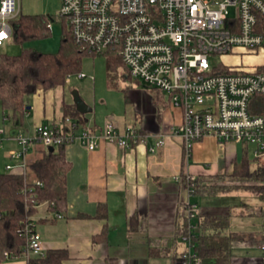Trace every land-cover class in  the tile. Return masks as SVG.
<instances>
[{
    "label": "crops",
    "instance_id": "crops-1",
    "mask_svg": "<svg viewBox=\"0 0 264 264\" xmlns=\"http://www.w3.org/2000/svg\"><path fill=\"white\" fill-rule=\"evenodd\" d=\"M11 38L12 34L7 40ZM71 77L66 86L39 89L27 97L24 122L18 127L4 115L0 103V131L4 136L0 171L22 174L20 159L9 155L10 150L19 149L13 138L16 132L23 130L33 134L40 124L58 126L65 122L62 104L64 101L74 103L73 97L66 96ZM127 92V106L122 112H111L113 107L109 104H88L91 111L86 113L87 122L83 127L102 135L108 121L121 131L133 125L139 142L125 148L100 137L94 150H89L79 141L67 144L66 157L72 164L67 177V212L58 218L47 204H42L33 217L46 252L67 249L69 256L63 264H182V255L188 244L177 237V227L183 219L179 214L185 207L189 213V200L198 209L195 217L189 216L191 224H196L197 217H228L229 226L221 229L220 235L243 234L242 238L231 240L228 257L202 258V264H264V250L260 247L264 240V215L257 211L260 207L246 204L241 207L206 198L228 195L241 189L216 195H189L182 177V174L194 177L230 175L243 154L251 161L253 169L262 165L264 158L250 159L247 144L221 143L211 135L194 142L188 149L181 134L182 108L172 106L164 94L168 104L159 116L156 90L142 86ZM259 104V98L254 97L251 106ZM158 137H164L165 143L156 152H151L150 147L155 145ZM44 150L46 147L41 142L33 143L25 154L27 165L41 156ZM9 163L14 169H6ZM202 200L205 201L203 206ZM100 205L106 207V218L96 217ZM79 214L89 217H78ZM255 215L263 216L262 221L257 219L258 225L253 223L233 228V217ZM133 217L136 222L131 229ZM104 226L108 228L107 237L95 241V236L101 234ZM0 264H27V260L22 257L0 261Z\"/></svg>",
    "mask_w": 264,
    "mask_h": 264
},
{
    "label": "built area",
    "instance_id": "built-area-1",
    "mask_svg": "<svg viewBox=\"0 0 264 264\" xmlns=\"http://www.w3.org/2000/svg\"><path fill=\"white\" fill-rule=\"evenodd\" d=\"M230 8L235 9V16ZM20 14V0H0V45L11 36L12 21ZM58 16L80 51L101 54L111 50L120 55L125 77L159 89L172 106L183 109L181 134L188 149L211 135L221 143L247 144L250 159L264 158V116L250 109L254 97L264 96V0H61ZM48 27L53 29L52 22ZM214 56H231L238 62H212ZM250 57L256 60L248 62ZM100 137L125 148L140 140L133 125L121 131L108 121L102 135H96L67 118L58 126L40 124L33 134L16 132L13 138L19 149L10 150L9 155L20 159L25 174V154L36 141L46 148L79 141L94 150ZM3 139L0 131V150ZM164 143V137H158L150 151L156 152ZM6 169L14 166L9 163ZM187 178L193 186L195 177ZM187 190L191 195L189 186ZM187 208L190 218L195 217L197 205L188 200ZM25 232L27 263L31 257L45 256L34 221L27 223ZM183 239L188 249L182 264H202L191 250L190 238ZM260 247L264 250V240Z\"/></svg>",
    "mask_w": 264,
    "mask_h": 264
},
{
    "label": "trees",
    "instance_id": "trees-1",
    "mask_svg": "<svg viewBox=\"0 0 264 264\" xmlns=\"http://www.w3.org/2000/svg\"><path fill=\"white\" fill-rule=\"evenodd\" d=\"M52 21H55L52 16L21 13L12 21L13 41L24 44L34 39L48 37L52 32L48 23ZM64 28L67 33L62 37L56 52L45 53L25 48L19 54L0 53V103L4 115L16 127L24 122L27 97L39 89L49 90L66 86L68 76L83 72L84 56H106L107 76L115 87L119 68L126 69L120 55L111 50L101 54L80 51L65 23ZM134 80L139 82L137 79ZM124 91L127 97L128 88ZM156 91L155 102L160 116L168 100L164 98L163 92L159 89ZM256 97L261 104L252 105L251 112L264 115V96ZM62 111L64 121L70 118L81 126L86 125V114L80 113L75 103L64 101ZM69 142L56 145L52 151L46 148L41 156L27 165L25 174L0 171V261L23 257L27 247L25 226L31 221L36 223L33 217L40 205L47 204L54 215L58 213L64 216L67 212V177L72 167L66 157V146ZM182 177L187 188L189 186L192 194L196 196L216 195L241 189L264 198V163L253 169L251 161L245 154L230 175L198 176L193 179V186L189 185L190 181L186 175L182 174ZM37 181L41 184H37ZM185 208L179 214L183 219L177 227V237L182 241L183 237H189L194 246L193 253L201 259L216 255L221 258L228 257L231 240L243 237V234L239 233H231L224 237L220 235V230L229 226V218L197 217L196 228H193L190 215ZM257 211L264 215V208L260 207ZM80 216L89 217L86 214H79L78 217ZM96 217H107L104 205H100ZM135 222L133 217L131 229H134ZM107 231V226H104L101 234L95 236L94 240L105 239ZM5 252L9 257L4 255ZM68 256L67 249H50L43 257H31L27 264H63Z\"/></svg>",
    "mask_w": 264,
    "mask_h": 264
},
{
    "label": "rangeland",
    "instance_id": "rangeland-1",
    "mask_svg": "<svg viewBox=\"0 0 264 264\" xmlns=\"http://www.w3.org/2000/svg\"><path fill=\"white\" fill-rule=\"evenodd\" d=\"M21 6L24 14H44L52 16L55 19V21L52 22V32L48 37L34 39L24 44L16 43L13 41V38L6 40L4 44L0 46V53L14 55L21 53L25 48H31L45 53L56 52L62 37L67 33V30L64 28V23L58 17L61 10V0H21ZM230 10L231 16H235V9L230 8ZM211 60L212 62L222 61L227 65H233L238 62V60L231 56H214ZM255 60V57H250L248 62H253ZM82 71L86 76L79 78L77 74L73 75L69 83L71 88L67 89L66 96L72 98V91L77 89L85 103L90 105L109 104V106L113 107L111 112L114 110L119 112L125 111L127 102L124 89L128 87L130 90H136L141 89L142 86H148L145 83L139 84L136 83L134 79L125 77L126 69L123 67L119 68L118 77L116 79L117 86H113L107 76L106 56L104 55L84 56ZM148 88L154 91L156 90V88L151 86H148ZM70 89L72 90L71 92ZM128 93L129 92H127V95ZM240 162L241 157L238 158V163ZM206 198L225 201L230 204H239L241 207L246 204L254 208H264V198L243 190L234 191L224 196ZM204 203L205 201L202 200V206ZM235 217H233L231 221L233 228H241V226L245 224L253 225V223L258 225L260 222L257 219L262 221L263 218V216L259 215L239 217L238 219Z\"/></svg>",
    "mask_w": 264,
    "mask_h": 264
},
{
    "label": "water",
    "instance_id": "water-1",
    "mask_svg": "<svg viewBox=\"0 0 264 264\" xmlns=\"http://www.w3.org/2000/svg\"><path fill=\"white\" fill-rule=\"evenodd\" d=\"M72 95L73 101L76 104L77 110L80 113L86 114L91 111V107L87 103H85L77 89L72 91ZM48 149L52 151L54 150V147L50 146Z\"/></svg>",
    "mask_w": 264,
    "mask_h": 264
}]
</instances>
